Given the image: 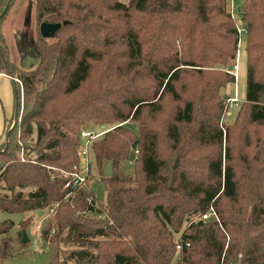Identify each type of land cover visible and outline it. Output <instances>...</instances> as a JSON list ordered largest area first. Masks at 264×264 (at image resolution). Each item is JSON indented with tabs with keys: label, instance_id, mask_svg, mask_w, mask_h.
Instances as JSON below:
<instances>
[{
	"label": "trees",
	"instance_id": "1",
	"mask_svg": "<svg viewBox=\"0 0 264 264\" xmlns=\"http://www.w3.org/2000/svg\"><path fill=\"white\" fill-rule=\"evenodd\" d=\"M15 1L0 19V74L21 82L18 122L0 138V208L49 211L46 264H264V0H241L246 97L225 127L220 90L236 80L241 35L226 0H32L38 28L62 23L38 30L32 69L1 30ZM93 125H111L91 144L104 203L90 173L66 186ZM13 242L0 239V264Z\"/></svg>",
	"mask_w": 264,
	"mask_h": 264
},
{
	"label": "rangeland",
	"instance_id": "2",
	"mask_svg": "<svg viewBox=\"0 0 264 264\" xmlns=\"http://www.w3.org/2000/svg\"><path fill=\"white\" fill-rule=\"evenodd\" d=\"M227 8L237 18L238 26L240 29V42L238 48V54L236 58V67H229V69L236 73V80L233 83H228L225 88L220 90V96L226 97L228 95H237L239 102L234 105H229L227 112L222 119V125H234L237 121L238 112L242 105V102L246 97L247 89V64H246V37L243 30L246 26L240 18L239 7L241 0H226ZM33 1L32 0H16L13 7L2 22L1 30L7 39V43L10 48V58L18 66L32 69L36 66V63L32 61V57L37 55L35 48L36 39L39 35V28L33 20ZM40 27V26H39ZM51 40V39H49ZM27 46H31L34 50L26 52ZM24 65V66H22ZM16 77V76H15ZM18 78V77H16ZM19 79V78H18ZM18 83V82H17ZM227 98V97H226ZM14 124V115L8 119L6 126L12 127ZM115 126V124H113ZM111 128V125L107 126H92L96 132H100L106 128ZM35 136V134H34ZM6 133L1 138L2 142L6 141ZM81 145L85 147V140L82 139ZM89 160L91 162V168L88 173L90 181V187L93 191L97 201L104 203L107 198L108 185L106 182L100 179L99 169L96 165L92 148L89 147ZM1 164V162H0ZM133 165L126 163L123 169V178H128L133 174ZM82 173H85V169H80ZM0 192H8L0 189ZM49 211L45 210L44 213L39 214L35 209H29L23 212H7L0 208V224L11 220L14 222V226L8 230L7 233L0 234V239L3 237H12L13 252L9 255L3 264H46L49 258L47 248L44 246V239L42 237V229L49 220ZM29 220L30 225L25 229L27 231L29 240L22 241L23 232H21L20 223L22 220ZM41 225V230L36 231L35 226ZM24 231V230H23Z\"/></svg>",
	"mask_w": 264,
	"mask_h": 264
},
{
	"label": "built area",
	"instance_id": "3",
	"mask_svg": "<svg viewBox=\"0 0 264 264\" xmlns=\"http://www.w3.org/2000/svg\"><path fill=\"white\" fill-rule=\"evenodd\" d=\"M235 67H236V65L234 66V68ZM234 74L236 76L235 72H234ZM13 78L16 80V82L21 84V82L19 81L18 78H16L15 76H13ZM227 100H228V105H234L235 103L239 102V98L237 95H233V96L229 97ZM104 132H105L104 130H102L100 132H96L95 130H91V129H86V130H83L81 132V136H82L83 140H85V144H86L85 147H82V149L80 150L81 169H85V173H82L81 171L73 172L71 178L66 183L67 187H77L86 181L88 169L90 166L89 147H91L93 140L98 138ZM50 210H52V209H50ZM214 214H215V212L213 210H211L209 213L203 214L202 218L206 219V218L213 216ZM35 230L40 231L41 225H36ZM180 247L181 246L178 245V248H180Z\"/></svg>",
	"mask_w": 264,
	"mask_h": 264
},
{
	"label": "crops",
	"instance_id": "4",
	"mask_svg": "<svg viewBox=\"0 0 264 264\" xmlns=\"http://www.w3.org/2000/svg\"><path fill=\"white\" fill-rule=\"evenodd\" d=\"M31 50H34V48H32L31 46H27L26 52H30ZM31 59L34 63H36L37 55L36 57L33 56ZM15 108V82L10 74L3 72L0 74V138H2V136L4 135V130L8 119L15 115Z\"/></svg>",
	"mask_w": 264,
	"mask_h": 264
},
{
	"label": "water",
	"instance_id": "5",
	"mask_svg": "<svg viewBox=\"0 0 264 264\" xmlns=\"http://www.w3.org/2000/svg\"><path fill=\"white\" fill-rule=\"evenodd\" d=\"M13 0H8L3 11L0 13V19L5 15V13L8 11L9 6L11 4ZM67 23V21H64V24ZM62 23L61 22H56V23H51V22H42L40 24L39 30H40V34L42 37L44 38H50L52 35H54V33L61 27ZM247 59V58H246ZM38 62V59L37 61ZM12 77V79L15 82V89L16 92L18 90V84L16 82V80L13 78L12 75H10ZM18 106H19V102L16 101V108H15V115H14V124L13 126L10 128V130L8 131V133L6 134V142L9 139V135L11 133V131L14 129L16 123L18 122V118H19V113H18ZM104 176H110L113 174V162L109 161L106 163L104 171H103ZM39 214H42V211H39ZM29 240L27 231L24 230L23 231V238L22 241L23 242H27Z\"/></svg>",
	"mask_w": 264,
	"mask_h": 264
}]
</instances>
